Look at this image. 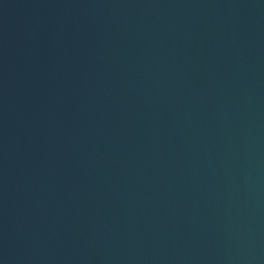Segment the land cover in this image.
Returning a JSON list of instances; mask_svg holds the SVG:
<instances>
[{
    "label": "water",
    "instance_id": "obj_1",
    "mask_svg": "<svg viewBox=\"0 0 264 264\" xmlns=\"http://www.w3.org/2000/svg\"><path fill=\"white\" fill-rule=\"evenodd\" d=\"M0 264H264V0H0Z\"/></svg>",
    "mask_w": 264,
    "mask_h": 264
}]
</instances>
